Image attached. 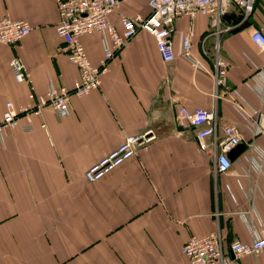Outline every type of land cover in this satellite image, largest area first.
<instances>
[{"label":"crops","instance_id":"obj_1","mask_svg":"<svg viewBox=\"0 0 264 264\" xmlns=\"http://www.w3.org/2000/svg\"><path fill=\"white\" fill-rule=\"evenodd\" d=\"M147 12L145 2L127 0L108 19L118 26L120 15ZM3 16L27 22L29 31L16 45L0 43V112L7 100L15 108L26 105L29 91L70 87L77 68L60 50L54 0H0ZM222 22L230 29L202 43L209 30L205 14L176 18L170 32L174 58L167 63L152 36L139 30L108 62L97 89L70 96L68 115L45 107L29 124L20 118L0 134V264H187L180 247L191 235L218 230L225 251L230 240L250 241L240 212L249 209L244 192L264 185V162L260 173L245 175V144L251 139L245 121L255 119L252 110L264 116V101L250 87L260 83L250 77L253 64L264 69V51L249 35L264 25V0H256L246 17L230 6ZM189 31L190 54L203 69L179 54ZM80 41L96 64L98 34ZM215 41L228 62V87L247 104L241 114L234 98L214 97ZM14 56L29 83L13 80L7 62ZM179 106L214 108L217 139L224 125L239 131L227 173L214 172L210 139L205 150L197 148L195 130L175 116ZM147 129L155 138L133 156L96 181L84 179L85 169L125 136ZM253 142L264 151V133ZM240 145L244 150L237 154ZM252 197L253 219L264 221V196L255 189ZM231 264H264V252Z\"/></svg>","mask_w":264,"mask_h":264},{"label":"built area","instance_id":"obj_2","mask_svg":"<svg viewBox=\"0 0 264 264\" xmlns=\"http://www.w3.org/2000/svg\"><path fill=\"white\" fill-rule=\"evenodd\" d=\"M125 1L127 0H54L57 14L54 31L62 41L60 50L64 52L67 61L77 68V75L73 78L70 87L50 86L40 94L29 91L26 96L28 102L24 106L15 108L10 100L5 101L3 110L0 112V134L18 126L20 118L29 124L31 117L38 116L45 107L53 110L58 116L68 115L70 96H83L97 89L101 75L107 70L108 62L139 30L152 36L159 57L162 62L167 63L174 58L170 32L176 18L185 16L191 20L198 13L205 14L208 18L209 30L201 40L203 43L208 36L217 39L220 33L230 29L229 25L222 22V15L230 6L236 7L246 17L253 11L256 0H136L145 2L148 12L145 15H120L118 26H116L109 21L108 16ZM28 31L27 22L12 20L7 16L0 17L1 44L16 45ZM89 33H97L101 44V55L96 64L89 61L80 41L82 35ZM190 34L189 31L181 38L179 54L193 67L203 69L199 61L190 54ZM249 38L258 49L264 51V25L253 29ZM7 66L16 83H29L28 74L18 57H11ZM252 66L255 71L250 78L252 81L259 80L258 84L264 87V69H258L254 64ZM227 68L228 62L218 55L215 41L212 57L214 97L217 98L220 93H223L234 98L231 101L232 106L241 114L247 104L234 89L228 87ZM258 84L255 83L250 87L260 96L261 101H264L263 88ZM214 114V108L188 109L179 106L175 109L177 120L195 130L194 140L199 150H205L206 139H210L213 170L217 174H224L231 165L228 153L239 144L241 137L234 126L224 125L222 137L217 139L214 135ZM252 114L255 119L245 121L251 135V139L245 144L244 157L248 163L246 176H248V170L260 173L264 162V151L253 142L255 135L264 133V116L255 110H252ZM154 138L150 129L125 136L114 149L85 169L84 179L88 182L100 179L133 156L138 146L147 144ZM255 189L264 196V185L255 186L247 193L244 192L249 209L240 212V217L250 234V241L245 243L237 239L230 240L225 251L223 239L218 230L201 236L191 235L180 247V253L186 258L187 264H231L233 260L257 256L264 252V221L253 219L254 208L251 200ZM217 214V212L214 213V215Z\"/></svg>","mask_w":264,"mask_h":264},{"label":"water","instance_id":"obj_3","mask_svg":"<svg viewBox=\"0 0 264 264\" xmlns=\"http://www.w3.org/2000/svg\"><path fill=\"white\" fill-rule=\"evenodd\" d=\"M235 148L237 149L236 146L234 147V149H235ZM238 148H239V147H238ZM234 149H233V150H234ZM233 150H232L231 152H233ZM242 150H244V146H241V145H240V149H239L236 153L239 154ZM231 152L228 153V156H229L230 160H233V159L235 158V155H233V156L230 155Z\"/></svg>","mask_w":264,"mask_h":264}]
</instances>
